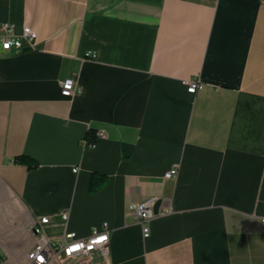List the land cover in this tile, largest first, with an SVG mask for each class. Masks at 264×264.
I'll return each instance as SVG.
<instances>
[{"label": "crops", "instance_id": "obj_1", "mask_svg": "<svg viewBox=\"0 0 264 264\" xmlns=\"http://www.w3.org/2000/svg\"><path fill=\"white\" fill-rule=\"evenodd\" d=\"M4 22L38 40L0 49V264H33L44 215L55 240L107 223L109 264H264V0H0Z\"/></svg>", "mask_w": 264, "mask_h": 264}, {"label": "built area", "instance_id": "obj_2", "mask_svg": "<svg viewBox=\"0 0 264 264\" xmlns=\"http://www.w3.org/2000/svg\"><path fill=\"white\" fill-rule=\"evenodd\" d=\"M37 32L29 25H25L20 33H16L13 25L4 22L0 29V49L3 51H19L24 45L36 47ZM88 55H93L88 52ZM188 90L196 93L203 86L199 79L186 80ZM80 91L77 76L73 75L61 82V93L72 97ZM97 137H104L105 132L98 130ZM83 145H93L88 139L82 141ZM77 170V167L74 169ZM178 175V165H174L165 173L166 178ZM158 200L157 196H149L144 200L131 205L130 211L142 225L144 237L150 235L149 221L154 216L153 205ZM61 219L67 223L69 210L59 213ZM51 222V216L39 217L32 224V230L38 236V241L28 253V258L33 264H51L54 261H70L74 264H109L110 261V233L107 223L95 226L86 237H79L75 232L65 231L60 240L52 239L46 233V226Z\"/></svg>", "mask_w": 264, "mask_h": 264}, {"label": "trees", "instance_id": "obj_3", "mask_svg": "<svg viewBox=\"0 0 264 264\" xmlns=\"http://www.w3.org/2000/svg\"><path fill=\"white\" fill-rule=\"evenodd\" d=\"M86 139H88L90 142L94 143L96 136L95 131L90 129L87 135L85 136ZM15 161L18 163H22L28 166V168H34L38 165L37 161L29 157L28 155H19L15 158ZM108 177L104 173L95 172L92 175L91 181H90V191L96 192L98 191L107 181Z\"/></svg>", "mask_w": 264, "mask_h": 264}]
</instances>
